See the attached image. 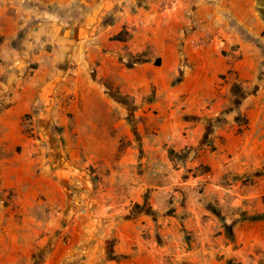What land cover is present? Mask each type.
<instances>
[{
    "label": "rangeland",
    "instance_id": "rangeland-1",
    "mask_svg": "<svg viewBox=\"0 0 264 264\" xmlns=\"http://www.w3.org/2000/svg\"><path fill=\"white\" fill-rule=\"evenodd\" d=\"M52 35L43 51L55 53L61 89L43 105L52 126L42 120L33 135L43 140L66 201L25 264H264V196L255 197L264 184L253 166L214 143L212 124L162 95L156 83L173 69H149L158 77L126 93L124 68L113 75L81 68L79 38H63L58 28ZM38 64L28 60L23 80ZM7 86L0 82V92Z\"/></svg>",
    "mask_w": 264,
    "mask_h": 264
},
{
    "label": "crops",
    "instance_id": "crops-1",
    "mask_svg": "<svg viewBox=\"0 0 264 264\" xmlns=\"http://www.w3.org/2000/svg\"><path fill=\"white\" fill-rule=\"evenodd\" d=\"M259 4L264 0H0V82L9 89L0 92V264L30 263L46 222L66 201L46 146L33 135L41 123L52 126L43 105L46 99L53 104L61 89L55 90V53L43 51L44 39L57 28L63 38L81 41V68H96L100 75L124 68L120 81L126 93L158 77L149 69L172 68V75L156 83L162 95L212 124L214 143L248 169L253 166L264 184ZM16 37L22 38L16 42ZM121 57L137 61L130 66ZM29 59L39 62V69L23 80ZM178 68L179 79L165 89ZM30 112L31 121L25 118ZM263 196L264 191L255 195ZM260 219L264 224V215Z\"/></svg>",
    "mask_w": 264,
    "mask_h": 264
},
{
    "label": "water",
    "instance_id": "water-1",
    "mask_svg": "<svg viewBox=\"0 0 264 264\" xmlns=\"http://www.w3.org/2000/svg\"><path fill=\"white\" fill-rule=\"evenodd\" d=\"M259 8L264 9V5L263 4H259Z\"/></svg>",
    "mask_w": 264,
    "mask_h": 264
}]
</instances>
